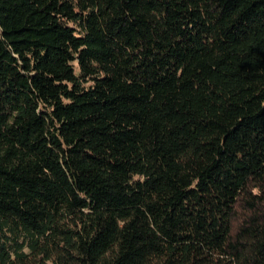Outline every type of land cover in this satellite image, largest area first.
Wrapping results in <instances>:
<instances>
[{
    "label": "trees",
    "instance_id": "1",
    "mask_svg": "<svg viewBox=\"0 0 264 264\" xmlns=\"http://www.w3.org/2000/svg\"><path fill=\"white\" fill-rule=\"evenodd\" d=\"M0 264H264V0H0Z\"/></svg>",
    "mask_w": 264,
    "mask_h": 264
}]
</instances>
